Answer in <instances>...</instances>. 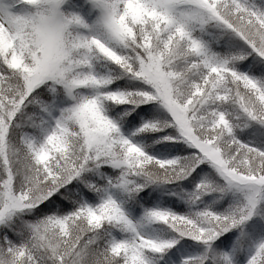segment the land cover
Instances as JSON below:
<instances>
[{
    "label": "snow or ice",
    "instance_id": "6c2138e0",
    "mask_svg": "<svg viewBox=\"0 0 264 264\" xmlns=\"http://www.w3.org/2000/svg\"><path fill=\"white\" fill-rule=\"evenodd\" d=\"M0 264H264V0H0Z\"/></svg>",
    "mask_w": 264,
    "mask_h": 264
}]
</instances>
